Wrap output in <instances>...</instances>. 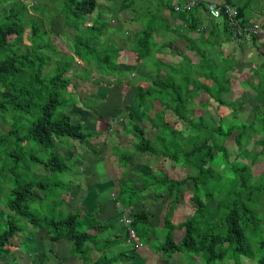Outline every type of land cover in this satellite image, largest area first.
I'll return each mask as SVG.
<instances>
[{"label":"trees","instance_id":"1","mask_svg":"<svg viewBox=\"0 0 264 264\" xmlns=\"http://www.w3.org/2000/svg\"><path fill=\"white\" fill-rule=\"evenodd\" d=\"M27 1L0 0V14L5 12L0 16V119L8 122L7 129L0 132V201L3 200L5 208H0V258L9 254L15 244L13 239L30 224L32 229L46 227V236L53 242L69 240L71 254L79 257L83 264L145 262L140 259L142 256L123 248L107 252L116 246L131 245L127 243L126 226L119 219L116 220L118 226L114 223L104 225L94 219L95 213L101 217L103 207L100 203L98 211L99 203L92 199L97 196L94 192L96 187L99 195L102 190L110 194L112 205L120 202L124 208L132 207V211L127 213L130 219L128 226L142 240L151 237L149 225L154 215L144 205L143 195L151 190L155 197L162 199L161 204H166L162 225L153 226L156 242L149 241L150 249L155 252L164 253L167 248L166 252L171 255L188 254L194 259L199 256L206 264H216L226 256L235 259L234 264H240L238 257L244 255L256 259L258 264H264V236L258 240L255 250L245 238L246 229L260 226L264 218V169L255 180L251 169L260 156L264 161V54L258 57V49L255 50L258 61L251 75L239 80L245 90L251 88L263 99L259 105L252 106L250 121L237 118L225 123V110L228 108L230 114L237 117L247 99L244 93L233 100L225 97L232 90L229 75L235 62L231 57L233 54H224L223 49L230 47L233 39L226 21L214 19L205 11V4L211 1H201L188 12L175 10L172 0L156 2L155 7H163L173 18L181 15L179 26L156 16V11L145 10L144 14L134 15L132 18L140 22V27L131 34L128 43L136 63L151 55L159 45L154 37L157 31L176 29L186 48L198 57V61L193 64L181 52L183 61L178 65L155 61L148 85L134 82L131 103L143 109V118L154 131L152 138L147 136L146 128L131 111H128L126 122L119 129L122 118L109 116L108 129L112 133L118 130L124 136L131 135L133 141L128 139L126 144L129 142L133 151L162 156L173 166L189 168L190 173L177 178L169 177L161 169L156 172L152 168H148L147 172L135 171L139 162L132 170L129 162L133 153L120 149L123 143L118 141L112 146L117 156L115 164L120 168L115 183L110 182L103 189L95 185L83 191L82 201L87 198L83 211L78 208L77 212L57 209L67 201L63 197L50 208V215L40 216L32 204L48 198L49 188L59 184L52 182V177L69 173L71 179L68 183L75 181L76 171L71 165L75 167L78 159L69 162L58 146L70 147L73 140L85 145L86 141L100 134L97 130H85L79 117L74 119L69 109L84 97L73 95L77 94L79 87L75 78L83 75L77 72L80 64L75 57L84 62L83 70L91 64L106 82H109L106 75L114 74L117 83H128L124 75L130 74L136 67L118 63L122 46L115 36L124 35L123 24L119 20L118 27L110 26L112 12L108 10H105L104 16L93 17L98 0H58L55 10L45 2L35 1L32 5ZM222 1L235 5L242 20L248 19L247 12L253 11L251 0L242 4L234 0ZM30 10L37 16L30 20V47L21 51L25 31L23 24ZM106 11L110 13L106 14ZM201 11L208 17L205 22H201ZM57 14L64 28L74 31L73 36L68 37L72 45L71 53L59 51L50 38L51 32L47 27ZM39 19L45 21V29L41 28ZM65 32L64 29L62 33ZM252 43L257 45L256 37ZM199 44L204 48H200ZM83 78L88 80L86 76ZM126 102L125 108L128 109L131 103ZM209 108H213L214 115L203 112V109ZM9 113L17 116L6 119ZM115 120L117 124L113 125ZM177 123L181 128L175 126ZM227 140H232L234 154L225 144ZM215 164L224 170L223 174L215 168ZM36 166H42L47 173L36 174ZM130 173L137 174L140 187L135 186V179L128 177ZM81 179L87 185L91 180L85 174ZM79 183L76 181L77 187H80ZM189 183L191 188L186 187ZM63 185L65 187L61 188L68 194L72 190L71 185ZM115 185L118 190L113 193ZM184 192H190L193 210L186 219L175 223L174 211L181 203ZM216 197L218 200L212 203L215 211H210L211 202ZM103 231H110L112 236L98 239L97 235ZM91 244L101 252L95 260L89 257Z\"/></svg>","mask_w":264,"mask_h":264},{"label":"rangeland","instance_id":"2","mask_svg":"<svg viewBox=\"0 0 264 264\" xmlns=\"http://www.w3.org/2000/svg\"><path fill=\"white\" fill-rule=\"evenodd\" d=\"M31 4L35 1H39L41 3L45 2L47 3V6L55 10V5L58 0H29ZM27 1V2H29ZM101 2V3H100ZM157 0H98V6L96 7L95 11L93 12L92 16L97 17L98 15H105V10H109L112 12L111 20L113 22H110V26L116 25L118 27L119 20L122 22L127 20V17L131 15H137V14H144L145 10L153 11L155 9V3ZM251 8L253 9L254 16L256 17V20L261 24L262 26V32L259 33L258 37H256L257 45H254L252 43H249V47H238L231 46L227 48L226 53L230 52L233 56L232 60H234V68L230 73V77L232 78V90L230 94L226 95V99H235L241 96L242 93L245 94V97L247 99V103L242 107V110L237 117L230 114V112L226 109L227 112L224 116V122H232L238 119L245 120L246 122L250 121L252 118V106L253 105H259L261 100L263 99V96L261 94H257L253 89L249 88L245 90L239 83V80H245L248 78V75H251L253 68L255 66V63L258 61L259 56H263L264 54V0H253ZM3 11V10H2ZM5 12H2L0 16H2ZM110 12L106 11V14H109ZM120 13V16H119ZM149 13V14H148ZM148 18L151 17L150 12H148ZM167 11L165 10L164 15H166ZM168 14V13H167ZM37 16L32 10H30L29 16L24 20V43L21 47V51H24L26 49H29L30 43L28 42V38L30 36L29 32V25L31 23L30 20L34 19V17ZM119 16V17H118ZM54 18V19H53ZM51 24L47 27L50 29V38L54 42V45L57 46L59 51L63 53H71L72 52V45L69 41L70 38L74 34V31L71 29L64 28L61 22V17L59 14L54 15ZM41 28L45 29V21L42 19H39ZM124 22L123 27L127 28L129 32L130 30L138 29L140 27V22L135 23L136 25L132 27V25ZM65 33H62L64 31ZM125 37V38H124ZM129 37V38H128ZM131 35L124 34L122 37L115 36V39L122 43L125 42V44L129 45L126 41H130ZM258 38V39H257ZM35 42H39L37 39L34 40ZM32 45V43H31ZM255 46L257 48H255ZM124 47H126L124 45ZM200 48H204L202 44H199ZM127 48V47H126ZM258 49V57L255 54V50ZM50 55H53L52 52H49ZM189 54H192V58H194L195 61H197V56L194 53L189 52ZM131 53L128 51V53H123L122 58H129ZM160 56L164 61H166V58H170L172 56L171 50L169 51L168 48H162L159 50L158 53L154 55ZM63 57V55H60ZM56 57V56H53ZM160 58V59H161ZM132 59V58H131ZM128 61H125L128 65L127 67H132V63ZM153 59V57H152ZM130 62V63H129ZM233 62V61H232ZM89 68H86V70H83V68H80L77 72H82L84 75H89L90 78H92V72H91V64L88 65ZM126 67V68H127ZM135 69V68H134ZM86 71V72H85ZM151 72V70H150ZM132 73V72H131ZM138 73V72H137ZM89 78V80L84 82H79V87L77 89V94L74 93L76 98L80 97V94L84 97L78 100L79 103H74L70 106L69 109L73 112L74 119L79 117V121L82 123L85 130H97L100 132V134L93 136L92 139L86 141V144L82 145L80 142L73 140V144L70 147H64V146H58V150L62 152L65 155V158L71 162L75 159H78V162L75 164V167L71 165V168L75 169L76 174H74L75 181H71L68 183V180L71 179V176H69V173L66 174H57L52 177V182H59L58 185L52 186L49 188L48 192V198H44L41 201H38L34 204H32L33 209H37L40 216H48L51 212V207L57 203H59L60 199H64L67 201L64 202L60 207L58 206L57 209L62 210V212L65 211H76L77 208L79 211L85 210L86 206L84 205L83 199V191L86 192L90 188L84 182L85 180H82L81 177L85 175H99L103 177L105 175L104 171V165L112 166L113 167V178L116 179V177L119 175L120 168L116 166V160L117 156L113 152V145H116L119 142L123 143V147L121 146L120 149H126L133 153V158L130 160L129 166L132 170H135V166L137 165L136 162H139L137 165V169L135 171L143 170V172H147L148 168H152L154 172L157 171V169L163 170L169 177H177L182 178L188 173H190L189 168L185 166L175 165L173 166L172 163L163 158L162 156H155L150 154H142L139 152L133 151L131 148L129 142L126 144V140L129 139V141H133V137L131 135L124 136L122 133H119L117 130L115 133H112L111 131H108V122H109V116L113 117H121L122 121L119 125V128L123 126L126 122V116H128V111H131L134 114V117H136L139 121H141L142 126L146 128V134L148 137L152 138L154 135V131L150 128L149 123L143 118V109L138 108L134 103H131V94L126 96L125 93L124 97L123 95V85L122 83H115L114 82H105L102 83L100 86V82L98 85ZM148 82V81H147ZM104 85V86H103ZM78 95V96H77ZM126 100L124 101V99ZM127 101V102H126ZM125 102L131 103V105L128 107V109L125 108ZM91 107L95 108L92 109ZM194 109V108H193ZM95 110V112H94ZM202 111V110H201ZM203 112L206 115H214L213 108L209 109H203ZM103 114L102 117L100 115ZM11 116H17V114H11L5 116L6 119ZM106 116V117H105ZM176 127L181 128V125L177 123L175 124ZM8 127V122L3 121L0 119V132H3ZM107 140V141H106ZM225 144L230 150L231 154L235 153V146L232 144V140L225 141ZM215 168L218 169L220 173H224L223 169H220L217 164H215ZM254 180L259 177L262 174V171L264 169V161L262 157L260 156L256 163L251 167ZM35 173L38 175L46 174L47 171L43 169L42 166H36L34 169ZM78 171V172H77ZM83 172V174L79 173ZM118 172V173H117ZM81 174V176H80ZM156 175V173H154ZM116 175V176H115ZM158 175V174H157ZM128 177H131L135 179V186L140 187V181L137 177L136 173H130L128 174ZM76 181L79 183L80 187H77L75 184ZM66 183V186L69 184L71 185L72 190L67 194L66 191L63 189L65 186L63 185ZM192 184L189 183L186 187H190ZM63 187V188H61ZM74 187V188H73ZM70 188V189H71ZM191 188V187H190ZM64 190V192L62 191ZM37 195H40V193L35 190ZM106 190H102L100 192V195L98 194V189L95 187L94 192H97V196L95 198H92L94 202L99 203L98 205V211L100 208V203H102V212L101 217L97 216L95 213L94 219L97 221L103 223L104 225L114 223L115 226H118V223H116V220H118L119 217V211L118 209L111 208L112 207V201L110 200V194L105 192ZM67 194V195H66ZM190 192H184V195L182 196L181 203L177 205L176 210L174 211L173 220L174 222L182 221L183 219H186L188 217L192 210L193 206L189 199ZM87 199V198H86ZM216 200L218 198L216 197L214 201L211 202L210 211H215V207L212 205V203L215 204ZM162 199L155 197L151 190H147L146 193L143 195V203L145 206L148 207L149 211L153 212V216L150 218V234L151 237L148 239H141L143 242V246L140 249H133L129 246H116L112 249H108L107 252H117L119 249L123 248L125 251H133L134 253L142 256L143 262L142 264H206L204 260L201 257L193 258L189 256L188 254L180 255L175 254L171 255L167 253V248L164 249V253L161 251H154V249H150L149 241L155 240L156 238L153 233V226H161L162 225V218L164 215V211L166 208V204H161ZM106 203V204H105ZM104 204V205H103ZM0 208L2 210H5L3 200L0 201ZM73 208V209H72ZM76 208V209H75ZM100 218V219H99ZM20 223H23L19 219ZM27 227V228H26ZM26 227L22 230L23 233H20L18 236H16L13 241L14 245L11 248L9 254L5 256L4 258H0V264H83V261L71 254V242L67 239H59L55 242L50 240L46 236V227H42V229H32L30 224H27ZM95 231V230H91ZM112 236V233L110 231H104L99 233L97 235L98 239H109V237ZM264 236V218L262 219L261 225L254 228L252 226L248 227L246 229L245 238L246 242L250 245V247L255 250L257 248L258 240L261 239ZM176 239L177 236L175 237ZM163 239V237H161ZM231 252V249L229 250ZM101 252L94 248V246L90 245V252L89 257L91 260H95L97 256ZM131 252H127V254H130ZM144 255V256H143ZM234 258V257H233ZM151 260V262H150ZM235 259H232L229 256H226L223 260H218L216 264H234ZM238 260L240 261V264H258L256 259L249 258L244 255H240L238 257ZM134 262H132L133 264ZM116 264V263H115ZM121 264H131V262H122Z\"/></svg>","mask_w":264,"mask_h":264},{"label":"crops","instance_id":"3","mask_svg":"<svg viewBox=\"0 0 264 264\" xmlns=\"http://www.w3.org/2000/svg\"><path fill=\"white\" fill-rule=\"evenodd\" d=\"M140 1H145V0H140ZM158 1H160V0H157V2ZM173 1V0H172ZM203 2H207V1H211V2H222V0H202ZM235 2H237V3H245V2H248V0H234ZM101 3V2H100ZM251 4H250V7L252 6V3H253V0H251V2H250ZM235 6V5H234ZM236 7V6H235ZM163 7H158V6H156L155 7V9L153 10V11H156V16H162V17H164L169 23H178V26H179V23H180V21H179V19H181L182 17H181V15H179V16H175L174 18L172 17V15H170V13L167 11V13H166V15H164V12H165V10L166 9H164ZM109 11V10H108ZM205 13V12H204ZM202 11H201V13H200V17H203V18H201V22H205V20H206V18H208L207 17V15H205ZM251 13H254L253 11H249V12H247V16L249 17V18H253L254 20H256V17L254 16V14H251ZM111 16H112V14H111ZM110 16V17H111ZM119 16H120V13H119ZM118 16V17H119ZM247 16H245V17H247ZM133 16L131 15V17L130 16H128L127 17V20H125V21H123L122 22V24H124V22H126V23H128V24H130V25H132V27H134L136 24L135 23H137V21L135 20V19H133L132 18ZM178 19H177V18ZM176 18V19H175ZM257 21V20H256ZM111 22H113V20H111ZM258 22V21H257ZM125 23V24H126ZM259 23V22H258ZM111 24V23H110ZM259 25H260V32L259 33H261L262 32V26H261V24L259 23ZM115 26V25H114ZM113 26V27H114ZM180 27H181V24H180ZM122 28H123V30H124V34H129L130 33V35L132 34V33H134L135 31H137L138 29H134L133 31L132 30H130L131 32H129L128 31V29L125 27H123V25H122ZM177 30V29H176ZM176 30H166V31H161V30H159V31H157L156 33H155V35H154V37L156 38V40L158 41V46L156 47V48H154V50H153V53L151 54V55H149L148 57H146L143 61H141V62H138V63H136V59H135V54L131 51V48L129 47L130 45H127V44H125V42L124 43H122L121 41H119V43L121 44V46H122V49L120 50V53H119V57H118V63L120 64V65H124V66H127L128 64L125 62V61H128L129 59H131L130 60V62H133L131 65L132 66H135L136 68L134 69V71H132V73H126L125 75H124V78L128 81V83H122V85H123V95L126 93L127 95L126 96H128V95H130V93H132L133 92V85H134V82L135 81H138V83H141L143 86H146V85H148V83L149 82H147L148 80H149V76H150V70H153V66H154V62L155 61H164L160 56H156V57H154V55L156 54V53H158L159 52V50H161L162 48H168L169 49V51L171 50V54H172V56H170V58H166V61H164V62H169V63H171V64H174V65H178L181 61H183L182 59V57H181V55L179 54V53H184V54H186L188 57H189V59L191 60V62L194 64V63H196L197 61H198V59H197V61H195L194 60V58H192L191 56H192V54H189V52H191V53H193L192 51H190V50H188L187 48H186V46H185V41H184V39L183 38H181L180 37V35L179 34H177V32H176ZM259 35V34H258ZM258 35L257 36H254V37H258ZM119 37H121V36H119ZM253 37V38H254ZM125 38V37H124ZM129 38V37H128ZM253 38L251 39V40H249L245 45H243V46H241V47H245V46H247V47H249V43H252V41H253ZM258 39V38H257ZM257 41V40H256ZM127 43H128V40L126 41ZM253 44V43H252ZM124 45L127 47H124ZM167 45V46H166ZM224 45H226V44H224ZM237 44L234 42V40H233V43L231 42V46H236ZM230 46V47H231ZM238 46V45H237ZM225 49H223L224 51L223 52H225L226 53V51H227V46H225L224 47ZM173 49V50H172ZM128 51L131 53V55H130V57L128 58H122V59H120L121 57H122V54L125 52V53H128ZM228 53V52H227ZM232 54V53H231ZM152 57H153V59H152ZM161 58V59H160ZM198 58V57H197ZM75 59L77 60V62L80 64V67H78V68H82V67H84L85 66V64H84V62L83 61H81L78 57H75ZM129 62V63H130ZM256 64V63H255ZM86 68H89V66H86ZM86 70V69H85ZM86 72V71H85ZM91 72H92V78H90L89 77V75H87V73H86V75H82V77H76L75 78V80L76 81H78V82H84V76H86L87 78H88V80H89V78L92 80V82H94V83H98L99 81H100V84H99V86L102 84V83H105L106 81L104 80H102L103 79V77H102V75H98L97 74V72H96V70L93 68V66L91 65ZM130 72V71H129ZM138 72V73H137ZM78 73H82V72H78ZM106 79H108L109 80V82L108 83H110V82H114L115 81V83H117L116 82V80H115V75L114 74H107L106 75V77H105ZM138 78V79H137ZM201 78V77H200ZM199 78V79H200ZM140 79H142V80H140ZM202 79V78H201ZM104 86V85H103ZM132 95V94H131ZM124 97H125V95H124ZM104 167V171H105V175L103 176V177H101L100 176V174L99 175H97V174H95V175H89V176H87L86 175V177L90 180V182L88 183V187L90 188V187H94L95 185H100V189H103L104 187H107V185L110 183V182H116L117 181V179H118V177H119V175L116 177V179L115 178H113V173H114V171H113V167L112 166H110V165H108V166H106V165H104L103 166ZM116 176V175H115ZM85 179V178H84ZM88 180V181H89ZM90 184V185H89ZM99 189V190H100ZM118 190V186L117 185H115V191L113 190V193H116V191ZM84 193V192H83ZM113 193H111V195L113 196V195H115V194H113ZM84 198V197H83ZM82 198V199H83ZM84 201L85 202H87L86 201V199H84ZM91 203V202H90ZM103 203V202H102ZM101 203V204H102ZM106 204V203H105ZM104 205V204H103ZM122 204L120 203V202H117L115 205H112V207L111 208H114V209H118V211L120 212V206H121ZM123 206V205H122ZM103 208V207H102ZM128 211H132V207H128ZM101 223V222H100ZM101 224H103V223H101ZM104 232V231H103ZM109 232V231H108ZM101 234H102V232H101ZM100 240H103V239H100ZM98 257V256H97Z\"/></svg>","mask_w":264,"mask_h":264},{"label":"built area","instance_id":"4","mask_svg":"<svg viewBox=\"0 0 264 264\" xmlns=\"http://www.w3.org/2000/svg\"><path fill=\"white\" fill-rule=\"evenodd\" d=\"M202 0H173L174 9L177 11H191L195 5H198ZM205 11L214 19H223L226 21L228 28L231 31L232 39L237 45H245L254 36L260 32L259 23L253 18L242 20L239 18L237 8L226 2H207ZM117 121L113 122L116 125ZM120 222L126 226L127 243L134 249H140L143 242L137 235L136 231L128 226L129 217L127 216L128 208H121Z\"/></svg>","mask_w":264,"mask_h":264},{"label":"clouds","instance_id":"5","mask_svg":"<svg viewBox=\"0 0 264 264\" xmlns=\"http://www.w3.org/2000/svg\"><path fill=\"white\" fill-rule=\"evenodd\" d=\"M222 2H223V1H222ZM108 131H110V130L108 129ZM122 207H123V206L121 205V206H120V212H119V215H122V214H121V208H122ZM125 208H128V207H125ZM120 217H121V216L118 217L119 221H120ZM120 223H121V222H120ZM121 224H122V223H121Z\"/></svg>","mask_w":264,"mask_h":264}]
</instances>
